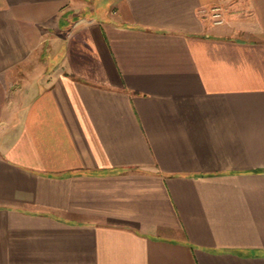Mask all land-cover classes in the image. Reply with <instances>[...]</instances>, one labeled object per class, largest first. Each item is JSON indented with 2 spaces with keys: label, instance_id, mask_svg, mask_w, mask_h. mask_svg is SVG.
Returning <instances> with one entry per match:
<instances>
[{
  "label": "crops",
  "instance_id": "crops-1",
  "mask_svg": "<svg viewBox=\"0 0 264 264\" xmlns=\"http://www.w3.org/2000/svg\"><path fill=\"white\" fill-rule=\"evenodd\" d=\"M0 264H264V0H0Z\"/></svg>",
  "mask_w": 264,
  "mask_h": 264
},
{
  "label": "built area",
  "instance_id": "built-area-1",
  "mask_svg": "<svg viewBox=\"0 0 264 264\" xmlns=\"http://www.w3.org/2000/svg\"><path fill=\"white\" fill-rule=\"evenodd\" d=\"M212 18H213V22L216 23V24L222 22L221 13H220L218 7L212 8Z\"/></svg>",
  "mask_w": 264,
  "mask_h": 264
},
{
  "label": "rangeland",
  "instance_id": "rangeland-1",
  "mask_svg": "<svg viewBox=\"0 0 264 264\" xmlns=\"http://www.w3.org/2000/svg\"><path fill=\"white\" fill-rule=\"evenodd\" d=\"M219 11H220V9H219ZM19 89H20V86H19Z\"/></svg>",
  "mask_w": 264,
  "mask_h": 264
}]
</instances>
